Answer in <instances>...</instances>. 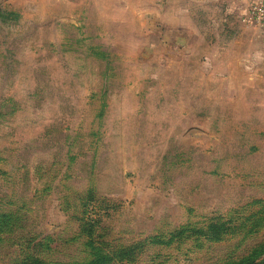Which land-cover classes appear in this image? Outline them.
Here are the masks:
<instances>
[{
    "label": "rangeland",
    "instance_id": "obj_1",
    "mask_svg": "<svg viewBox=\"0 0 264 264\" xmlns=\"http://www.w3.org/2000/svg\"><path fill=\"white\" fill-rule=\"evenodd\" d=\"M142 4L0 0V264L83 262L90 236L110 264L264 243V27L248 9L251 42H191Z\"/></svg>",
    "mask_w": 264,
    "mask_h": 264
},
{
    "label": "crops",
    "instance_id": "obj_2",
    "mask_svg": "<svg viewBox=\"0 0 264 264\" xmlns=\"http://www.w3.org/2000/svg\"><path fill=\"white\" fill-rule=\"evenodd\" d=\"M105 9L120 10V17L128 11L143 10L142 0H104ZM160 4V0H151ZM257 0H167L166 23L170 30L182 28L191 42H251L254 39L251 26L241 22L246 11ZM159 3V4H158ZM153 7V4H152ZM160 7V5H159ZM163 10V9H162ZM132 16V15H130ZM248 24V23H247ZM264 35V30L260 29ZM258 30V31H259ZM261 37V35L259 36ZM264 38V37H263ZM240 58L241 51L229 52Z\"/></svg>",
    "mask_w": 264,
    "mask_h": 264
},
{
    "label": "trees",
    "instance_id": "obj_3",
    "mask_svg": "<svg viewBox=\"0 0 264 264\" xmlns=\"http://www.w3.org/2000/svg\"><path fill=\"white\" fill-rule=\"evenodd\" d=\"M19 224L18 216L14 214H1L0 215V236L2 234H10L13 230L16 229V225ZM87 247L90 248V256L86 261L83 262H75L72 264H110L111 258L110 256L104 254L102 250L96 247L90 238L87 237ZM129 251H122V254H129ZM260 254L264 255V243L256 247L254 250L250 252V254L246 257H243L239 260H234L228 262L227 264H258L257 261L259 259ZM20 264H47L41 257L37 254L27 253L21 260Z\"/></svg>",
    "mask_w": 264,
    "mask_h": 264
},
{
    "label": "built area",
    "instance_id": "obj_4",
    "mask_svg": "<svg viewBox=\"0 0 264 264\" xmlns=\"http://www.w3.org/2000/svg\"><path fill=\"white\" fill-rule=\"evenodd\" d=\"M248 19L264 27V0H257L249 7Z\"/></svg>",
    "mask_w": 264,
    "mask_h": 264
}]
</instances>
